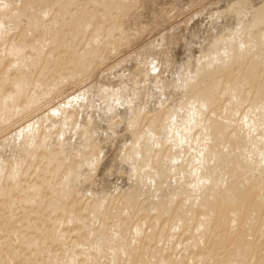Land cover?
I'll list each match as a JSON object with an SVG mask.
<instances>
[{
	"label": "bare ground",
	"instance_id": "bare-ground-1",
	"mask_svg": "<svg viewBox=\"0 0 264 264\" xmlns=\"http://www.w3.org/2000/svg\"><path fill=\"white\" fill-rule=\"evenodd\" d=\"M81 1H83L82 4H80ZM139 1L32 0L30 3H21L20 0H0V135H2L3 132L5 133L8 128L11 129V127L21 119H25L34 114L37 111H35L36 106H45L44 104L51 100V96H54V93L58 92L56 94H59L58 90H62L60 86L61 83L63 84L64 80L67 81L68 79H71L74 82H83V79L85 77H89L95 68L106 62L109 55H116L115 53L119 51V48L132 43L130 40L129 43H127L128 41L126 42V39H128L127 37L130 36L129 34L131 33L123 30L124 27L122 25V27L119 26L120 23L117 25V28L115 26L120 20L122 21L124 14H128L126 12L134 9L132 6L136 2L139 3ZM227 1L225 0V2ZM229 1L230 2L228 4L226 3L228 6L225 5V8L227 9L225 10L227 11L226 14H222L224 11L221 12L218 10V7L221 5L216 7L219 13L222 14V16L224 15L223 19H225V21L222 18L221 20L223 23L221 20H218V18L217 21H214H221L223 27H221L222 30L219 31H227V36L225 35V37L228 38L229 36V40L225 42L226 38L222 37L223 34L220 36L218 35L219 32L217 34L214 31L217 26L220 28L221 25L220 22V25L215 23L216 27L214 24V26H210L209 29L211 27H215V29L213 28L214 30H212L218 35V37H216V41L214 40V33H212V35L214 34V38L212 37L213 39L207 35L206 37L208 38L202 37L201 39H209V41L207 40V42H209L208 46L210 47V44L215 46L214 47L212 45V47H214L212 50L217 52L216 55L214 54V58L211 59V56H213V53L215 52L208 53V51L205 52V48H203L202 50L205 54H210V58H207L209 61L205 58L209 57L207 54V56L205 55L201 58L202 60H198L196 68L194 63L199 57H196L195 61L193 56H189V58L191 57L193 61H195L193 62V65L196 68H194V70L192 65L189 64V66L187 65L188 67L185 65V63L188 62V56L186 57L187 60L184 63V69L191 66L189 69H193V74L191 73V70L187 69L186 72H182L185 73L186 76L189 72L192 74V76H190L191 74L187 76L189 78L192 77L190 78L192 80L189 81L190 79H187L186 81L188 84L187 89L189 90L191 88V90H189V92L188 90L183 91L187 93H185L187 97L185 99L182 97L184 94L181 96L178 92L179 90H185L183 88L185 87L183 85L184 83H181L182 81L185 82L182 80L183 75L178 71L175 72L182 75L181 82L177 81L179 74L177 75V78L176 76L174 77L176 78L175 80L178 84L182 85L183 89L177 84V82H175L177 85H171L173 88L174 86L177 88L179 86L181 88L177 89L178 91L176 90L180 95L177 94V92V95L175 92H172L171 95L174 93V99L177 98L178 95L184 99V109H182V111L180 109L183 107L179 104L178 106L177 103L174 104V102H171L170 104L177 106L173 107L171 105V107L168 103L169 108L167 107L168 105L166 102L165 105L167 106H164L162 103L163 101L161 102V105L163 104L164 107H160L159 101L157 102L159 103V109L155 106L156 110L154 111L153 109L155 108L153 104H151L153 108H151L152 106L149 107L150 105L147 106L152 102L155 105L154 101L156 99L149 102L150 99L149 101L146 99L148 96H145L144 91L148 86L151 87V85H149V82L152 81L150 78H152V76L155 78L156 73H159V75L161 73L158 71L159 66L157 68L154 64V68L152 67V70L157 68L156 72L153 71L155 72V75L149 76V71L146 68H144L146 70L142 68L144 70V75L145 71H147L150 81L146 80L148 82L147 87L143 82L144 85L142 87L145 86V89H143L144 91L142 93L146 98L143 97V94L141 97H143L142 99L145 98V100L149 102L147 104V102L144 101V103H146L145 108L149 107L151 109L144 108L142 111V108H139L142 112H138L139 114L136 112V116L134 114L135 117L132 118V112H135L134 108L132 109L134 111L130 110L132 114L130 113L131 118L129 120L128 117H126V119L123 115L126 120L124 118H120V121L122 122L123 119L126 124L128 123L127 121L133 122L134 120L137 121V119L139 120L140 118L137 123L147 120V127L144 126L146 128L142 130L140 127H143V124L141 123L142 125L138 126L140 123L137 124L135 122V124L133 123V127H130V129H132L131 133L128 130L129 127L127 129L130 134L125 133L126 130L123 131V128V130H120L127 134L126 136L129 134L130 141H125L129 143V146H126V143L124 142L125 146L123 147L129 148V150L128 148L127 150L123 148L126 150V153L124 150L123 152L119 150V154L121 153V156L124 153L125 155H123L119 161L116 159L118 161V165L116 163L117 161L115 163L111 161L113 159L115 161V158H113L114 156L112 154L110 155L113 157L108 155V160L113 162L114 165L116 164L117 166H122L120 168L124 171V174L126 171L128 172V170L130 171L129 174H126L127 176H125L127 180L120 176V178L125 182H121L122 180L118 176L119 174L121 175L122 172L118 171V173L114 170L118 173V175L114 174L118 177H114L112 174L113 172L111 173L113 170L109 171L112 175L110 173L109 174L114 177V179L117 178L118 180L119 178L118 181L121 182V184L119 182H115V179L114 182L119 183V186H117L118 184L116 185L114 182L113 183L115 185L112 183L118 191L113 188V185L109 184L110 187L112 186L111 189L113 188L111 192L107 189L105 193L103 191L104 194L101 193L103 187L106 189L105 186H102L103 183L105 184L104 177L109 182L110 179L112 181L114 179L112 177L110 179L106 178L107 174L104 175V177L102 176V179L98 176V174L103 175L100 174L101 169L99 168L100 170H98L99 173L97 174V168L98 166L103 165L99 164L101 161L99 160L101 159L99 156H103L100 155L101 152L103 150L106 152L108 149L107 146L110 145L111 147V144H109L110 142H108L109 140L111 141V139H109L110 137H108L110 134V131L108 132V130L114 128L113 130L115 136L117 135L118 137L119 133L116 134V132L117 130L119 131V128L117 129L116 126L117 124L121 126L123 122L117 124L115 123L113 126H111L112 124L109 122L110 125H108L111 126L109 127L110 129L106 128L108 130L105 132L104 129L103 131L108 133L106 135L109 140L103 142L106 138L103 136V139H100L102 140L103 145L106 143L107 146H105L107 149H101V143L98 141L99 145H97V141H95V138L100 136L96 135V133H98L96 131L100 128L97 129L95 128V125L90 123L92 122L90 115V122L88 118H86L88 115L85 116V120L89 123L84 120L86 122L85 125L82 122L84 119L81 117L84 115L83 112L81 113L83 106L80 110V113L82 114L80 117L82 118L81 123H83L84 126L81 127L82 125L80 120H78V117L77 120L80 123L79 125H81V130L79 131V125L76 126L77 123H73V119L75 118H72L74 117L72 112L77 109L72 111V108L69 107L72 111L70 112L69 109L67 111L64 109L62 110L61 108L63 107L60 108L59 105V108L53 107V109L47 111L45 115L41 117L39 116V118L37 117V119H34L32 122L24 125L21 129L19 128V130H16L17 132H14V134L12 133L13 135H8L9 137H5V139L0 141V204L9 206L11 203L16 204L19 202V206L24 209L22 212L26 213V215L28 214L27 206H30L32 209L36 208L42 214H46L49 218V220L46 221V224L42 223V221L37 217H31L26 220V228L29 230L28 232L31 233V235H28L27 233L23 234L19 230V225L17 222L13 221L12 217H5L4 219L0 218V224H4L7 228H12L13 233L16 232V237L21 239L24 245L20 252L18 250L14 252L11 251L10 253L9 251L11 246L14 247L11 245L12 238H0V247L2 248L1 253L6 251V254L0 256V264H17L16 261L13 262L14 257H19V260H17L19 262L21 259L25 260L27 262L25 264H176L177 260L180 258L176 260L174 257L175 255H173L174 258L169 257V253H172L174 250L176 251L179 246L176 247L177 249L172 250V252H169L171 250L168 249L170 248V243L173 242V239L175 240L176 236L179 234H182V236L179 235L182 239L184 233L188 236V241L183 243H186V245H184L185 248L182 245L180 247H183L184 250L187 249V251L190 250L191 255L193 254L195 257L199 254L200 257L197 256L198 259L196 257V264H202L211 256L210 253H213L212 251L215 247L217 249V246L219 248L224 246L227 248L230 244H233L235 240H238L239 244L233 247V249L229 252V255L233 259H239L246 258L247 253L252 251V244H254L258 239L261 241L264 240V27L261 28L262 26L259 25V23H264V0ZM212 9L214 10L215 8ZM213 10H209L210 12L208 15L212 13V19H209L210 21L216 19L213 18V15H215ZM214 12L216 11L214 10ZM220 14L216 15L219 17ZM228 14L237 18L238 21H236V19H232V21L229 22V17H227L229 16ZM247 17H249V22L246 20ZM226 20L232 24L233 21H235L237 25L233 24L235 28H230L229 25L231 26V24L227 23ZM258 25L261 29H263L261 30L263 31L261 33L262 36L257 34L258 30L261 32L259 28L256 30ZM195 27H198L199 30L200 28L202 29L201 26ZM203 27L206 28L205 33L209 34L210 30H207L208 27H205V25H203ZM249 28L255 29L257 31V33L255 32V35L257 34V36H254L253 33L251 34V29L249 30ZM131 29L129 28V30ZM198 29L197 31L199 32ZM246 30H249L251 35L247 34L245 32ZM202 31H200V34ZM190 33L189 36H192ZM205 33H203L204 36ZM198 35L199 33L196 36ZM196 36L193 37L197 39ZM219 36L221 38L218 40ZM222 39L225 40L221 42ZM206 40H203L205 44ZM203 41L200 42L202 46ZM192 42L190 41L189 44L185 42V44L188 45V48H194V51L197 54H195V56H203L204 53L201 50L202 46L200 50L203 54H201L199 50L197 52L196 48L190 45ZM193 43H195V41ZM185 44L182 43V45ZM153 45L152 47L155 46ZM161 45H163V43ZM208 46H205L206 50L211 48ZM152 47L150 46V51H156L161 46L158 48L156 47V50L154 49L155 47ZM180 47L182 46L180 45ZM185 49L187 48H184L183 53L187 51ZM144 50H142L143 53L146 51ZM176 50L179 51L177 48ZM212 50H210V52H212ZM190 51L189 53H192L190 55H193L194 51ZM142 52L138 58L140 59L142 56L141 59L145 61V64H147L149 58L151 59V57H153L156 53H149L154 55H151V57L148 56L147 61L145 58L143 59V56L147 52L144 55H142ZM181 52L182 50L180 53ZM180 53L178 54L182 58H185L186 53L183 54V56ZM199 53L200 55H198ZM244 54L246 56L252 55V57H250L252 60L244 62V60H242L243 58H241L242 62L239 57H243ZM156 59H158V57ZM174 59H176V61L179 60L177 58ZM192 59H189V61ZM184 60H179V64H181ZM226 60L231 61L229 64L231 63L233 66H231V64L229 66L228 64L224 65L228 63ZM223 61L226 63H221ZM170 62L172 61L170 60ZM219 63L221 64L219 65ZM222 64L226 67L223 68L224 66ZM44 65H46V67H55V70L51 68L53 71L50 72V68L48 70L47 67V70H45V67L44 71H39V68L42 66L44 68ZM147 66H149L147 68L150 70V66H152V64ZM177 66L179 65L177 64ZM214 66L217 68L219 67L221 72H225L223 76L222 73L216 71L217 68H213ZM221 66H223V69ZM181 67H183V63ZM209 68L210 71H216L217 73H215L216 75L218 74V77L219 74L222 77L216 78V75L214 77L212 72L210 73L207 71ZM257 68L258 70L261 69L262 72H258L256 70ZM2 69H5V72ZM117 69L112 71L116 72ZM173 70L175 71V69ZM239 70L242 75L239 74L240 72L238 73ZM256 71L261 74L259 77L257 76ZM235 72L238 73L239 76H242L240 77L241 79L239 78V80H236L238 75H236ZM112 74L114 73L112 72ZM171 74L168 77H170ZM137 77L139 76L137 75ZM137 77L136 79H138ZM160 77L162 76L160 75ZM261 77L262 79L259 80ZM113 78L114 77H112V79ZM203 78L205 79L202 82L199 81ZM159 79L162 80V78ZM167 79L168 78H166V80ZM219 79V82L221 83L217 82ZM155 81L157 82V80ZM155 81H152L155 83L154 85H156ZM171 81L172 79H170V82ZM162 82L161 85H163L160 86V88L163 87L164 90V87L169 88L170 82L167 83L163 80ZM156 88L154 90V88L151 87L153 91H158V88ZM100 89L98 88L99 91L96 90L98 91L96 94L97 96L93 94L95 98L98 97V100L99 98L101 100V97L108 98L110 94L113 96L112 92L110 93V91L108 92L105 90L106 88L104 89L103 87V91H107L109 93H107V95L102 92V89ZM121 89L123 90L124 88ZM151 89L149 88L148 90L149 96L153 95L149 94ZM163 89L161 88L159 90ZM92 90L89 91L88 87L87 92L85 90V92L82 91L81 94L83 96H87V93L90 95ZM113 90L114 89H112V91ZM152 90L151 93L153 92ZM170 90L167 89L165 91L169 92ZM125 91L128 90L125 89ZM134 91H136V89ZM171 91L169 93H171ZM113 92H115V90ZM120 92L118 91L119 94L117 93L119 98L124 96L123 94L125 93L122 92L123 94L121 93V96ZM154 93L158 94L159 91ZM161 93L163 92L161 91ZM188 93H190L191 96H189L190 94ZM155 94L153 96H155ZM164 94L168 95H164L165 98L170 97L168 93L165 92ZM133 95L136 96L135 93ZM158 95H160V93ZM125 96H128V94ZM73 97L72 99L76 98ZM130 97L131 96H129V98ZM137 97L134 98L135 101L137 100ZM164 97L161 96V98ZM88 99L89 98L87 97V101ZM110 99L107 100L109 101ZM180 99H176V101H180ZM105 100L106 99H104V101ZM126 100L123 99V101ZM114 101H117V98ZM128 101L130 100L128 99L126 102ZM135 101L132 98L130 103ZM73 102L70 101V103ZM82 102H84V100ZM79 104L80 103L78 102V105ZM122 104L125 103L123 102ZM61 105L63 106V104ZM74 105H71V107L75 108V106H77ZM125 105L128 107V103ZM64 106L67 105L64 103ZM138 106L136 108H138ZM185 106L187 110L188 108L194 110V124L191 123V119L188 117L190 116L189 114L188 116L184 115V117H188L187 121L189 123H187L184 119L183 114L179 116L186 122L181 120V118H178L176 110L179 109V113H182L183 110L186 112L187 110L185 109ZM131 107L133 108L132 105ZM131 107L129 106L128 108ZM113 109H115V107ZM116 109L118 110V108ZM124 110L125 109L123 108L122 112ZM191 110L189 109L186 113H190ZM77 111L75 112L76 114ZM125 111H127V113L130 112L127 109ZM112 112L113 111L111 110V113ZM98 113L99 112H97V114ZM118 113H120V111L117 112V114ZM123 113L125 114V112ZM68 114L70 115L68 116ZM101 114H103V111ZM108 114L105 115V117L109 116L112 119L115 118V116H110V113ZM91 116L93 117V115ZM101 116L103 117V115ZM105 117H103L104 120L106 119ZM112 119L111 121L117 122L118 118L116 117V120ZM175 119H180L181 122L177 120L180 124L185 122V129L182 128L184 125L178 126V128L181 127L178 130L184 129L183 131H178L177 128H174V124L176 123ZM94 121H101V118L99 120L97 117V120L94 119ZM99 124L100 122L96 127H98ZM125 124H123V126ZM103 125L105 126L107 124L103 123ZM136 128L139 129H137L138 132L135 131ZM173 128L176 130H173ZM193 128H195V130ZM101 129L103 128L101 127ZM190 130H194L195 132L193 131V134L196 133V135L191 136L192 132ZM55 131L57 133L54 137L53 133ZM123 132L120 134L121 136L124 134ZM155 132H161V134L159 133V136L157 137V133ZM100 133H102V130ZM114 133L111 132L112 135ZM125 137H123V140L126 139ZM111 138L113 137L111 136ZM120 138L121 137H118L119 141L122 139ZM116 139L117 138L115 137V140ZM115 140L113 138L112 147ZM120 142H118V146ZM122 142L120 143L121 145L123 144ZM116 143L117 142H115V144ZM98 146L100 147L101 152L97 150L99 149ZM118 146L116 148H118ZM163 146H165L164 148L168 151L162 150L167 153H163V151H161ZM153 148H156V150ZM151 149L154 151L152 152ZM116 150L114 152L117 153L118 149ZM190 151V158H186ZM103 153L104 152H102V154ZM107 154H109V152H106L104 156H107ZM113 154L115 155V153ZM164 155H167V157ZM118 156L115 157L119 159ZM189 159L191 160L189 161ZM103 161L107 164L105 159ZM120 161L122 163H120ZM105 162L104 167H109V165L105 166ZM152 162L158 163L156 164V167L154 166L156 169H147ZM183 165H185L184 169L181 168ZM117 166L116 168H113L117 169ZM120 168L118 167V169ZM104 169L101 171L104 172L107 168L105 170ZM30 174L35 176L37 175L36 179H34L33 176L32 178ZM29 175L32 179H34V181L29 177ZM87 181L91 183L88 186L90 189V197L92 196L97 198L89 201L90 198L87 195L89 200H86L89 201L88 203L85 202V200L83 201L81 199L82 197L79 198V195H73L76 187H79L81 184L83 185V183ZM105 185L107 187L109 186L108 183ZM142 185L143 187L146 186L147 189L142 191L144 194L140 192L142 190ZM114 189L117 192H119V190H122L123 193L127 192L125 195L119 192V196H116L118 193L116 194V191L113 193ZM113 194L116 195L114 196ZM44 195H49V198ZM122 198L125 200L126 206L124 208H122L120 203L119 205L121 208L117 206L119 200H122L124 205V200ZM180 206L182 207L181 211L178 210ZM136 212H138V215H143L142 217H138L139 220L144 217L145 222L142 221L141 224H138L139 221L137 220L138 222H136L135 220V222L132 221L135 224L133 225V223L128 220L130 219V217H127L129 216L128 213L133 214ZM123 214L126 215L123 216ZM148 214L151 215L148 216ZM226 216L230 218L231 224L226 221ZM121 218H128V221H122ZM165 218L167 221H170L167 222ZM144 224L148 227V231H146ZM159 224L167 225H162V227L155 230L156 227L161 226ZM70 227H75V230L78 228V230H74L75 233H73L77 234L75 242L71 239V235L73 234H71V232L69 233V229L73 230V228L71 229ZM31 229H34V231H31ZM152 238L154 239L150 241ZM180 238L178 240L182 242ZM186 240L187 239L183 241ZM180 242H178V245H180ZM173 243H171V245H173ZM6 244L10 246L9 249H6ZM176 244L173 246L175 247ZM167 245H169V248ZM53 248H56V250L54 251ZM200 250H203V253L202 251L200 252ZM256 251L260 252V250H255L253 248L252 253L255 254ZM262 254L264 255V252ZM214 264L226 263L215 262ZM227 264L235 263L233 260Z\"/></svg>",
	"mask_w": 264,
	"mask_h": 264
},
{
	"label": "rangeland",
	"instance_id": "rangeland-1",
	"mask_svg": "<svg viewBox=\"0 0 264 264\" xmlns=\"http://www.w3.org/2000/svg\"><path fill=\"white\" fill-rule=\"evenodd\" d=\"M14 1H17V0H14ZM21 1V3H25V2H32V0L30 1V0H20ZM139 1V0H138ZM224 1V2H223ZM227 1V0H226ZM230 1L228 0L227 2H225V0H140L139 1V3H135L133 6H132V8H134V9H132V11L131 10H129V12H126V13H128L127 15L126 14H124V16L122 17L123 19H122V21L120 20L117 24H116V28H117V25H119V23H120V25L119 26H123L124 27V29L123 30H125L126 32H128V33H131V34H129L130 36H128L127 38L128 39H126V42L127 43H129V40L132 42V43H129L128 45L126 44L125 46H123L122 48H119L118 50L119 51H117L115 54L116 55H109V58H107V60H106V62H104L102 65H99L97 68H95L94 70H93V72L91 73V75L89 76V77H85L83 80L85 81H77V82H74V81H72L71 79H68V80H71V81H66V80H64L63 81V84H64V82H65V84L63 85L62 83H61V86H60V88H62V90L61 89H59L58 91H59V94H56V93H58V92H56V93H54V96L52 95L51 96V100H49L48 102H46V104H44V103H42V104H44L45 106H36L35 107V113L34 114H32L31 116H29V117H27V118H25V119H21L19 122H17L15 125H13L12 127H11V129H9L8 128V130H6L5 131V133L3 132L2 133V135H0V141L2 140V139H5V137H9L10 135H13L14 134V132L16 133L17 131L16 130H19V128L21 129L22 127H24V125H26V124H28V123H30V122H32L34 119H37V117L39 118V116L41 117V116H43V115H45L46 114V112L47 111H49V110H51V109H53V107L54 108H56V107H58L59 108V105H60V108L61 107H63V108H61L62 110L64 109V110H70V108H72L71 110L73 111V110H75V109H77L76 111H77V114L75 113L76 111H71L70 110V112H72L74 115V117H72V118H75V119H73L74 121H73V123L75 122V123H77L76 124V126L77 125H79L80 123H81V117H83L84 119H83V123L86 125V122L85 121H87V120H85L86 118H88V120H89V118L91 117L92 118V120H91V118H90V120L92 121V122H90V120H89V122L91 123V124H93V125H95V128H100L101 129V127L103 128V129H101L102 130V133H100L101 132V130L100 129H98L96 132H98V133H96V135L98 136V135H100V136H98L97 138H95L96 140L95 141H97V145H99L98 144V141H99V143H101L100 144V146H101V149H104V148H106V143H104V145L102 144L103 142H106L107 140H109V139H111V141L109 140L108 142H110L109 144H111V147H110V145L109 146H107V150H106V152H109V154H107V156H104L105 155V151L103 150L102 152H104L103 154H102V152H101V149H100V147L98 146V148L99 149H97V150H99V152H101V154L100 155H103L104 157H106V158H104L103 156H99V158H101V159H99V160H101V161H103L104 159L107 161V164H106V162L105 161H103V162H101L100 161V165L101 164H103V165H101V166H98V168H97V174L99 173V171L98 170H103L104 168L106 169V171H104V172H106V173H104V172H102L101 170H100V174H103V175H99L98 174V176H100L101 178H102V176L104 177V175H106L107 174V176H106V178H108V179H110L112 176V174H113V176L114 177H118L119 176V178H120V176H122V178H125V176H127L126 174H129V170H128V172L126 171V173L124 174V171L123 170H121V168L120 167H122V166H117L118 165V161L123 157V155H125V151L127 150V148L128 147H123V146H129V143H127V142H129L130 141V139H129V134L131 133V131H132V129H130V127H133V125L135 124V122L137 123V121H139L140 120V118H139V120L137 119V121H127L128 123H124V121L127 119L126 117H128V120L132 117V118H134L135 116H136V112L138 113H140V112H142L143 111V109L146 107V103H144V101L145 102H147V104L149 103V102H152V101H154L155 99V105H154V103L152 102V103H150V104H148L147 106H149V107H151L152 105L151 104H153V106H154V108H155V106H156V108H158V106H159V103H157V102H159L160 101V107H162L163 106V104H164V106L166 107L167 105H168V103L170 104L171 102L173 103L174 102V104L175 103H177V105L179 104V105H181L182 107H183V103H184V99L185 98H187L186 97V92H183V91H186V90H188L187 88V86H188V84L186 83V81H187V79H190V78H192V77H187V76H189L191 73H192V70L195 68V66H196V68H197V65H196V63L198 62V60L200 61V60H202L201 58H203L205 55L207 56V54L208 53H213V52H215V50L213 51L212 49L215 47L213 44H210L211 46V48L208 46L209 45V42H207V40L209 41V39H203V40H206V44H205V42L203 41V40H201L202 39V37L204 38V37H206V35L209 37L210 36V38H212L213 36H214V34H215V32L218 34V32H219V34L218 35H220V36H222V34H223V38H226L225 37V35L227 34V31L225 32V30H223V31H219V30H222L221 29V27H223L222 26V23H223V21L221 20V18L223 19L224 17V15L222 16V14H226L227 13V11H225V10H227L226 8H225V5H227L228 3H229ZM80 3V2H79ZM83 3V1H81V3L80 4H82ZM227 3V4H226ZM224 6H223V5ZM135 5H137V6H135ZM218 5H221L222 6V10H221V6H219L220 7V9H219V7H218ZM228 6V5H227ZM226 6V7H227ZM216 7H218V10L219 11H224V12H222V14H220L219 13V11L217 10V8ZM136 8V9H135ZM212 8H215L214 10L216 11V12H214V10L212 9ZM223 8H224V10H223ZM228 8V7H227ZM28 9V8H27ZM207 10V11H206ZM209 10H213V13L216 15V14H220L219 15V17H220V19H219V17H218V15H213V18H216V19H213L212 21H210L209 19H212V13H210V15H208L209 14ZM218 11V12H217ZM202 14H204V15H202ZM229 16H227V17H229V19H228V21L230 22V21H232V19H236V21H238V19L237 18H235V17H232V15L230 16V14H228ZM206 16V17H205ZM211 16V17H210ZM215 16V17H214ZM208 17H210V18H208ZM230 17H232V18H230ZM202 18H203V20H202ZM208 18V19H207ZM217 18H218V20H221L222 21V23H221V21H218V22H214L215 20L217 21ZM226 18V17H225ZM249 17H247L246 18V20L249 22V19H248ZM207 20V21H206ZM224 21H225V19H223ZM245 20V21H246ZM199 21H201V22H199ZM202 21H203V23H202ZM227 21V20H226ZM227 21V23H229ZM208 22V23H207ZM209 22H211V23H209ZM214 22V23H213ZM219 22L221 23V25L219 24ZM264 22V21H263ZM195 23V24H194ZM217 25H220V28H219V26H217L216 27V24ZM262 23V22H261ZM214 24H215V27H216V30H214L215 29V27H211L210 29H209V27L210 26H214ZM229 24H231V26L229 25V27L230 28H235L234 27V25L233 24H235V25H237V23L235 22V21H233V24L232 23H229ZM133 25V26H132ZM203 25H205V27H208L207 28V30L209 29L210 31V35L209 34H207V33H205L206 32V28H204L203 27ZM259 25H261L262 27L261 28H263L264 26V23L263 24H260L259 23ZM259 25L257 26V28H256V30H258V28L260 29V31L261 30H263V29H261L260 27H259ZM121 26V27H122ZM132 26V27H131ZM195 26H201L202 27V29H203V31H202V29L200 28V30L198 29V27H195ZM135 27V28H134ZM192 27V28H191ZM119 28V27H118ZM126 28V29H125ZM129 28L131 29V28H133V29H131V30H129ZM142 28V29H141ZM144 28V29H143ZM190 28H191V30H190ZM193 28H195V29H193ZM214 28V29H213ZM197 29L199 30V32L197 31ZM215 31H213V30ZM218 29V30H217ZM251 28H249V30H250ZM136 30V31H135ZM195 30H196V32H195ZM248 30V31H249ZM255 29H251L250 31H251V34L253 33L254 34V36H257V34L260 36L261 35V33L264 31H261V32H259V30H258V33H257V31L255 30ZM131 31V32H130ZM188 31V32H187ZM200 31H202L201 32V34H200ZM212 31V32H211ZM248 31L246 30L245 32L247 33V34H249V35H251L250 34V31H249V33H248ZM254 31V32H253ZM137 34H136V33ZM187 32V33H186ZM192 34H191V33ZM194 32V33H193ZM223 32V33H222ZM255 32L257 33L256 35H255ZM189 33H190V35H192V36H189ZM195 33H199V37L198 36H196L197 34H195ZM203 33H205V36H204V34ZM212 33H214L213 35H212ZM225 33V34H224ZM188 34V35H187ZM217 34H215V38H214V40L216 41V37H218V35ZM243 34H244V32H243ZM246 34V35H247ZM264 34V33H263ZM128 35V34H127ZM188 37H187V36ZM212 35V36H211ZM196 36V38L197 39H195L194 37ZM219 36V38H218V40L221 38ZM227 36V35H226ZM262 36V35H261ZM194 38V39H192V38ZM208 37H206V38H208ZM133 38V39H132ZM190 38V39H189ZM200 38V39H199ZM212 38V39H213ZM184 39H188L187 41L186 40H184ZM199 39V40H198ZM211 39V40H212ZM160 42H159V41ZM184 42H183V41ZM192 42H194L195 41V43H191L190 45L191 46H194L195 48H196V50H197V52H198V50L200 51V53L201 54H203L204 53V51L202 50L203 48H205V52H207L208 51V53H204L203 54V56L202 55H200V53L198 54V55H200V56H195V51H194V48L192 49L191 47H190V45H189V47L190 48H188V45L187 44H189L190 43V41ZM196 40H197V42H196ZM210 40V41H211ZM217 40V41H218ZM223 40H225V39H222V41L221 42H223ZM229 40V36H228V38H226V40H225V42H227ZM199 41V42H198ZM201 41H203V46H202V44L200 43ZM158 42V43H157ZM185 42L187 43V44H185ZM220 42V41H219ZM163 43V45H161ZM182 43H184L185 45H182ZM155 46H154V45ZM192 44H198L197 46L196 45H192ZM199 44H200V47H199ZM204 44H205V46L207 45L209 48H207V49H209V50H206V47L204 46ZM148 45H149V48H148ZM152 45L155 47H152ZM180 45L183 47V49H182V47H180ZM212 45L214 46V47H212ZM150 46L152 47V48H154L155 50L158 48V47H160L158 50H156V51H154V50H151L150 51ZM177 46V47H176ZM201 46H202V48H201ZM157 47V48H156ZM177 49H179V51L178 50H176V48ZM198 47H199V49H198ZM146 50H144V49ZM151 48V49H152ZM173 48H175V49H173ZM184 48H187V49H185V50H191L190 52H193L194 54L193 55H190V54H192V53H189V51H188V53H187V51H185V53H183L184 51ZM200 48H201V50H202V52H201V50H200ZM147 49H148V51H147ZM182 50V52L180 53V51ZM142 50H144L145 51V53H143L142 52ZM174 50V51H173ZM210 50H212V52H210ZM156 52L155 53V55L153 56L152 54H149V53H152V52ZM141 52L143 53L142 55H146V57H145V55L143 56V59L145 58L146 60L148 59V56H150L151 57V55L153 56V57H151V59L154 61V63H153V61L149 58V61H148V63H147V61H146V63L147 64H145L144 62L145 61H143L141 58H142V56L140 57V59L138 58V56L141 54ZM153 52V53H154ZM174 52H175V54H174ZM177 52V53H176ZM178 53H180L182 56H183V54H185L184 56H185V58L187 57L188 58V64L187 63H185V61L187 60V58L185 59L184 57V59L178 54ZM147 54H149V55H147ZM188 54V55H187ZM214 54L216 55L217 54V52H215V53H213V56H211V59L212 58H214ZM137 55V56H136ZM158 55V56H157ZM197 55V54H196ZM209 55V57H205L206 58V60L207 61H209V59H207V58H210V54H208ZM212 55V54H211ZM245 55V54H244ZM244 55H243V57L241 56V57H239V59L241 60V58H243L242 60H244V62H249V60H252L250 57H252V55L250 56V55H248V56H246L245 55V59H244ZM177 56V57H176ZM189 56H193V58H194V60L196 61V57L198 58L197 59V61L195 62V61H193V59L190 57L189 58ZM195 56V57H194ZM131 57V58H130ZM158 57V59H156V58ZM249 57V58H248ZM137 58V59H136ZM174 58H177V59H179V60H184L182 63H183V67H181L182 66V63H181V61H180V63L181 64H179V60H177L176 61V59H174ZM181 58V59H180ZM130 59V60H129ZM156 60V62H155V60ZM189 59H192V60H190L191 62H192V64H191V62L189 61ZM239 59H237L238 61H239ZM135 60H137V61H135ZM139 60V61H138ZM150 60H151V64H152V66H150L151 67V69L149 70L147 67H149V66H147V65H151L150 64ZM170 60L172 61V62H170ZM241 60V61H242ZM245 60H247V61H245ZM124 61V62H123ZM131 63H130V62ZM142 61H143V63H142ZM175 61V62H174ZM225 61V60H224ZM221 62V63H226V62ZM226 61H228V60H226ZM241 61H239V62H241ZM127 62H129V63H127ZM135 62V63H134ZM177 62V63H176ZM193 62H195L194 64H195V66L193 65ZM229 62H231V61H228V63H226V64H224V65H227L228 64V66L231 64H229ZM243 62V61H242ZM168 63H172L171 65L170 64H168ZM175 63V64H174ZM184 63H185V65L187 66H189V64L190 65H192V70L191 69H189V68H185L184 69ZM221 63H219V65L221 64ZM232 63H233V61H232ZM123 64V65H122ZM135 64V65H134ZM153 64L155 65V67H157L158 68V66H159V69H158V71L161 73L160 75L162 76V77H160V75H159V73H156V75L154 74L155 72H156V70H157V68H155V69H153L152 70V67H153ZM177 64L179 65V66H177ZM234 64V63H233ZM122 65V66H121ZM126 65V66H125ZM139 65V66H138ZM144 67H143V66ZM218 65V66H219ZM223 65V64H222ZM223 65V66H224ZM146 66V67H145ZM194 66V67H193ZM223 66H221V68L223 67ZM231 66H233L232 64H231ZM235 66V65H234ZM45 67H46V65H44V68H43V66L41 67V68H39V71H44V69H45ZM48 67V70H49V68H50V72H52L53 70L52 69H54L55 67H53L52 68V66L51 67H49V66H47ZM47 67H46V69L45 70H47ZM124 69H123V68ZM177 67V68H176ZM220 67V66H219ZM218 67V68H219ZM226 66H224L223 68H225ZM52 68V69H51ZM112 68H114L115 70L117 69V68H119V69H117V71L115 72V71H112V70H114V69H112ZM144 68H146L148 71H149V76H152V75H155V78H153L154 76H152V78H150V77H148V75H147V71H145V75H146V77H145V75H144V70H146V69H143ZM154 68V67H153ZM195 68V69H196ZM214 69H216L217 67L216 66H214L213 67ZM218 68L216 69V71L217 72H219V73H222V76H223V74L225 73H223V72H221V69L219 68V70H218ZM222 68V69H223ZM41 69V70H40ZM112 69V70H111ZM173 69H175V71L173 70ZM178 69V70H177ZM181 69V70H180ZM186 69L187 70H191V73L189 72V71H187V72H189V73H187V76H186V74L185 73H182V72H186ZM194 69V70H195ZM213 69V70H214ZM2 70H4V72H5V69H2ZM55 70V69H54ZM128 70V71H127ZM207 70V69H206ZM212 70V69H211ZM258 72H262V70L261 69H259L258 70V68L256 69ZM261 70V71H260ZM109 71H112L114 74H112V72H109ZM139 71V72H138ZM151 71V72H150ZM153 71H155V72H153ZM157 71V72H158ZM176 71H178L179 73H182V75H183V79L182 80H184L185 82H183L182 80H181V74H179L178 72L177 73H175ZM207 71H209L210 73L212 72V74H214V77H215V75H216V73L215 72H213V71H210V68H209V70H207ZM256 71V73H257V76L259 77V75H261L260 73H258ZM264 71V70H263ZM124 72V73H123ZM129 72V73H128ZM139 74H142V75H139ZM174 72V73H173ZM237 72V71H236ZM235 72V74L236 75H238V73L240 72V70L238 71V73H236ZM3 73V72H2ZM135 73V74H134ZM137 73V74H136ZM152 73V74H151ZM173 75H172V74ZM255 73V74H256ZM5 74V73H4ZM112 74V75H111ZM171 74V78L170 77H168L169 75ZM175 74V75H174ZM179 74V75H178ZM193 74V73H192ZM192 74L190 75V76H192ZM240 75H242L241 74V72L239 73ZM129 75H133V76H129ZM135 75V76H134ZM137 75L139 76V77H137ZM157 75H159V76H157ZM179 77H178V76ZM187 77H185V76ZM218 75V74H217ZM216 75V78L218 77ZM124 76V77H123ZM144 76V77H143ZM172 76H173V78H172ZM174 76H176V78H177V81H179V82H181V83H184L183 85L186 87H183L185 90H177V89H179L180 87L179 86H181V88H182V85L180 84H178V82L175 80L176 78L174 77ZM220 74H219V77L218 78H221L222 77ZM112 77H114L113 79H112ZM117 77V78H116ZM119 77V78H118ZM123 78V80H122V78ZM136 77L138 78V79H136ZM144 79H143V78ZM148 77V78H147ZM240 77H242V76H237L236 77V80H239V78ZM68 78V77H67ZM89 78V79H88ZM121 78V79H120ZM126 78V79H125ZM141 78V79H140ZM147 78V79H146ZM152 80V81H155V80H157V82H156V85H154L155 83H153L152 81H150V79ZM157 78V79H156ZM159 78H162V80L163 81H166L167 82V80L170 78V79H172V81L170 82V79L168 80V82L167 83H169V88H166V87H164L165 88V90H167V89H174V88H176V89H174V90H170L171 91V93H169L168 91H165L164 89H163V87H161L163 90H159V89H161L160 88V86H162L161 85V82H162V80L161 79H159ZM166 78H168L167 80H166ZM185 78H186V80H185ZM86 79V80H85ZM115 79V80H114ZM128 79V80H127ZM154 79V80H153ZM205 78H203L202 80L200 79L199 81H203ZM241 79V78H240ZM262 79V77L261 78H259V80H261ZM112 80V81H111ZM140 80V81H139ZM145 80V81H144ZM146 80H148V81H150L149 83V85H151V87L152 88H154V90H155V88L159 91V93H160V95H158L157 93L155 94L154 92H158V91H153L152 89H151V87L150 86H148V82L146 81ZM159 80V81H158ZM160 80H161V82H160ZM174 80V81H173ZM192 79H190L189 81H191ZM118 83H117V82ZM126 81V82H125ZM133 81V82H132ZM139 81V82H138ZM197 81V80H196ZM220 81V79L217 81V82H219ZM82 82V83H81ZM101 84H100V83ZM138 82V83H137ZM145 83V85H146V89H147V93H146V89H145V86L144 87H142L143 85H144V83ZM146 82H147V84H146ZM160 82V83H159ZM175 82H177V84L179 85L178 86V88L177 87H175L174 86V88H173V86L172 85H177L176 83L174 84ZM200 82V83H201ZM261 82H263V81H261ZM128 83V84H127ZM141 85H140V84ZM157 83H159V84H157ZM162 83H165V82H162ZM189 83V82H188ZM197 83H199V82H197ZM219 83H221V82H219ZM219 83H218V85H219ZM103 84V85H102ZM122 86H121V85ZM137 84V85H136ZM172 84V85H171ZM100 85H101V87H100ZM116 85V86H115ZM133 85V86H132ZM140 85V86H139ZM152 85H154V86H152ZM165 85V84H164ZM89 87V91L90 90H92L91 91V93H90V95H88V93H87V96L85 97V96H83L81 93H82V91H84L85 92V90H86V92H87V90H88V87ZM96 86H98V87H96ZM112 86V87H111ZM120 86H121V88H124L123 90L120 88ZM124 86V87H123ZM156 86V87H155ZM159 86V87H158ZM91 87H94V88H91ZM96 87V88H95ZM103 87H104V89L105 90H107L108 92L110 91V93L112 92L113 93V96H114V100L117 98V101H114L113 100V96L110 94V98L108 97V98H106V97H101V100H100V98H99V100H98V97L97 98H95V96H97L96 94L98 93V88L100 89H102V92H104V93H106V95H107V91L105 92V90L103 91ZM111 88V90H110V88ZM131 87V88H130ZM142 87V88H141ZM219 87H220V85H219ZM91 88V89H90ZM108 88V89H107ZM118 88H120V89H118ZM149 88L153 91L152 93H151V90H150V95L151 94H155V96H149L148 95V90H149ZM180 88V89H181ZM182 88V89H183ZM242 88V87H241ZM85 89V90H84ZM100 89V90H101ZM112 89H114L115 90V92H113L112 91ZM117 89V90H116ZM125 89L126 90H128V91H125ZM136 89V91H134V90ZM139 89H140V91H139ZM143 89H145V91L143 90ZM61 90V91H60ZM96 90H98V91H96ZM181 94V96L184 98H182L181 96L179 97V93L177 92V91ZM189 90H191V88L189 89ZM189 90H188V92H189ZM118 91L120 92V95H121V93L123 92H125L123 95L124 96H122L121 98H119V96H118ZM133 91V92H132ZM144 91V93H145V96L147 95L148 96V98H146L145 96H144V94L142 93ZM161 91L163 92V93H161ZM166 93H168L169 94V96L170 97H172L173 98V100H172V98H165L164 97V95L165 96H168V95H166V94H164L165 92ZM95 92V93H94ZM127 92V93H126ZM132 92V93H131ZM138 92H139V94H138ZM172 92H175V94H176V92H177V94H179L178 96H177V98H175L174 99V93H173V95H171L172 94ZM181 92H183V93H181ZM118 93V94H117ZM135 93V95L136 96H134L133 94ZM186 93V94H185ZM190 93H192V92H190ZM190 93H188V94H190ZM80 94V95H79ZM92 94V95H91ZM95 96H94V95ZM109 94V93H108ZM128 94V96H125V95H127ZM130 94V95H129ZM132 94V95H131ZM142 94H143V97H145L148 101H149V99H150V101L148 102L147 100H145V98L144 99H142L143 97H141L142 96ZM163 94V95H162ZM176 94V95H177ZM77 95V96H76ZM81 95H82V97H81ZM160 96V97H158V96ZM176 95H175V97H176ZM74 96V97H73ZM79 96H80V98H79ZM91 96V97H90ZM129 96H131L130 98H129ZM133 96V97H132ZM139 97V99H138V97ZM157 96V97H156ZM161 96L162 97H164L165 98V100H167V101H165L164 100V98H161ZM188 96V95H187ZM189 96H191V94L189 95ZM188 96V97H189ZM72 97L73 98H75V99H77V100H75V99H72ZM79 99H78V98ZM87 97L89 98L88 99V101H87ZM94 99H93V98ZM126 97H128V98H126ZM137 97V100L135 101V99L134 98H136ZM179 97V98H178ZM82 98V99H81ZM119 98V99H118ZM132 98H133V100L135 101V102H131L130 103V101L132 100ZM141 98V99H140ZM158 98V99H157ZM182 99V103H181V99ZM81 99V100H80ZM104 99H106L105 101H104ZM107 99H110L109 101L107 100ZM123 99L124 100H130V101H128V102H126V101H123ZM163 99V100H162ZM169 99H170V101H169ZM176 99H180V101L179 100H177L178 102H180V103H178L177 101H176ZM77 101V102H75V101ZM79 100V101H78ZM84 100V102H82ZM105 102H103V101ZM113 100V101H112ZM125 103V104H127L128 103V107L130 106L131 107V105L133 106V108L131 107V108H128L127 107V105H125V104H122L123 102ZM138 100H139V103H138ZM141 100V101H140ZM143 100V101H142ZM152 100V101H151ZM158 100V101H157ZM176 102H175V101ZM70 101L71 102H73V103H70ZM112 101V102H111ZM163 101V102H162ZM67 102V103H66ZM78 102L80 103L79 105H78ZM82 102V103H81ZM87 102V103H86ZM90 102V103H89ZM109 104H108V103ZM111 102V103H110ZM121 104H120V103ZM141 102V103H140ZM143 102V103H142ZM161 102L163 103L162 105H161ZM165 102H166V104L167 105H165ZM64 103H65V105H67V106H64ZM74 103H75V105H77V106H75L74 105ZM114 103V104H113ZM117 103H118V105L119 106H121V105H124V106H121V107H119L118 105H117ZM130 103V104H129ZM136 103H137V105H136ZM61 104H63V106L61 105ZM89 104V105H88ZM95 104V105H94ZM108 104V105H107ZM115 104H116V106H118V107H116L115 106ZM141 106H140V105ZM145 104V105H144ZM157 104V105H156ZM58 105V106H57ZM71 105L73 106H75V108L74 107H71ZM84 105H85V107H84ZM139 105V106H138ZM144 105V106H143ZM177 106V105H173V104H170V106ZM178 105V106H179ZM83 106V108H82V110H81V107ZM91 106V107H90ZM100 106V107H99ZM106 106H107V108H106ZM109 106V107H108ZM112 108H111V107ZM138 106V108H136ZM143 106V107H142ZM153 106L151 107V108H153ZM163 106V107H164ZM171 106V107H172ZM40 107V108H39ZM67 109H66V108ZM70 107V108H69ZM103 107V108H102ZM115 107V109L116 108H118V110L116 111L115 109H113ZM126 110H128V111H134L135 110V112H132L131 113V111L130 112H128L127 113V111H123V112H125V114L122 112V110H123V108ZM125 107H127V108H125ZM149 107H147L148 109H151V108H149ZM167 107H169V105L167 106ZM74 108V109H73ZM86 108V109H85ZM135 108V109H134ZM142 108V111H140V109ZM147 108H145V109H147ZM156 108L155 109H153V111L154 110H156ZM170 108V107H169ZM99 109V110H98ZM108 109H109V111H108ZM121 109V110H120ZM132 109H134V110H132ZM159 109V108H158ZM182 109H184V107L183 108H181L180 110L182 111ZM185 109H186V106H185ZM189 109L191 110V108H188V110L187 111H189ZM80 110H81V113L83 112V114L84 115H82L81 113H80ZM97 110V111H96ZM111 110L113 111L112 113H111ZM116 111V113H115V111ZM138 110V111H137ZM193 110V109H192ZM191 110V111H192ZM246 110V109H245ZM244 110V111H245ZM89 111V112H88ZM96 111V112H95ZM102 111H103V114H101L102 113ZM105 111V112H104ZM120 111V113H118L117 114V112H119ZM186 111V112H187ZM190 111V113L191 114H193V115H191L189 112L188 113H186L184 110H183V112L180 114L179 113V109L178 110H176V112H177V115H178V118H181L179 115H182L183 114V117H184V115H186V116H188V114L190 115V116H188V117H190V119H191V123L192 124H194V119H195V114H194V110L191 112ZM69 112V111H68ZM84 112H86V113H84ZM92 112V113H91ZM97 112H99L98 114L100 115V117H99V115L97 114ZM185 112V113H184ZM72 113H70V114H72ZM80 113V114H79ZM108 113H110V116H112V117H114L115 116V118L117 117L118 119H117V122L116 121H111V119L112 118H110L109 116H107V117H105V115H107ZM133 115V116H131V114ZM138 113V114H139ZM70 114H68V116L70 115ZM78 114H79V116H78ZM112 114V115H111ZM114 114V115H113ZM118 116H117V115ZM128 114V115H127ZM134 114H135V116H134ZM77 115V116H76ZM80 115H82L81 117H80ZM88 115V116H87ZM89 115H90V117H89ZM91 115H93V117L91 116ZM96 115H97V117H98V119L100 120V118H101V121L104 123V124H107V125H103V123L101 122V121H94V119H96L97 120V117H96ZM101 115H103V117H105L106 119L104 120L103 119V117L101 116ZM109 115V114H108ZM123 115L125 116V118L123 117ZM127 115V116H126ZM76 116V117H75ZM85 116H87L86 118H85ZM121 116V117H120ZM131 116V117H130ZM184 117V119L187 121L188 119V117ZM193 116V117H192ZM79 117V118H78ZM96 117V118H95ZM109 117V118H108ZM192 117V118H191ZM196 117H197V115H196ZM77 118H78V120H80V123L78 122V120H77ZM108 118V119H107ZM112 119V120H116V119ZM120 118H124L125 120L123 121V119H122V122L120 121ZM177 118V117H176ZM194 118V119H193ZM184 119H182L181 118V120H183V121H185ZM85 120V121H84ZM108 120V121H107ZM176 120V119H175ZM175 120H174V122H175ZM177 120H179V122H181L180 121V119H177ZM176 120V123L174 124V122H173V124H174V128H177V130L178 129H180V128H178V126H182V125H184V127L182 126V128H184L185 129V122H182V124H180L178 121ZM190 121V120H189ZM88 122V121H87ZM88 122V123H89ZM95 124H94V123ZM100 122V124H99V126L98 127H96L97 125H98V123ZM106 122V123H105ZM108 122V123H107ZM109 122H111V126H113L115 123L117 124V123H122L121 124V126L120 125H118L117 124V129L119 128V131L117 130V132H116V134H118L119 136L118 137H121L120 139V141L122 142V140L124 139L123 137H125L127 134H125V133H129L128 134V136H126L125 138V140H123V144L121 145L120 143V141H119V139H118V137H117V135L115 136V133H114V128L111 130L109 127H111V126H109L110 125V123ZM179 124H178V123ZM74 123V124H75ZM83 123H81V125H79L78 126V128H79V131L81 130L80 128L81 127H83L84 125H83ZM131 123V124H130ZM134 123V124H133ZM138 123H140V124H138ZM137 124H138V126H140V125H142L143 124V127L144 126H146L147 125V120L146 121H142V122H138ZM142 123V124H141ZM187 123H189L188 121H187ZM186 123V124H187ZM109 124V125H108ZM123 124H125L124 126L126 127H124L123 126ZM129 126H128V125ZM132 125V126H131ZM81 126V127H80ZM104 126V127H103ZM107 126V127H106ZM123 126V127H122ZM121 127V128H120ZM128 127H129V129H128ZM142 126L140 127V129L142 128V130L143 129H145L146 127H144L143 128ZM60 128V127H59ZM106 128H108V129H110V130H108V129H106ZM124 130H123V129ZM139 128V127H138ZM138 128H136V132H138L137 131V129ZM173 128V130H176V129H174ZM104 129H105V132H106V130H108V132L111 134V132H113L114 134V136L111 134H109L108 135V137H110L109 139H108V137H107V135L106 134H108V133H105V132H103L104 131ZM123 130V131H125L126 130V132L124 133L123 131H120V130ZM127 129L129 130V132L127 131ZM184 129H182V130H178V131H183ZM194 130H195V128H193ZM139 130V129H138ZM160 130H161V128H160ZM159 130V131H160ZM194 130H190L192 133V135L191 136H195L196 135V133L195 134H193V131ZM100 131V132H99ZM141 131V130H140ZM158 131V130H157ZM124 133V134H122V136L120 135L121 133ZM195 132V131H194ZM13 133V134H12ZM56 131L53 133V136L55 137L56 136ZM100 133V134H99ZM105 133V134H104ZM155 133H157V132H155ZM161 134V132H158L156 135H157V137L159 136L158 134ZM55 134V135H54ZM190 134V133H189ZM9 135V136H8ZM124 135V136H123ZM106 137L105 139H104V141L102 142V140H100V139H103V137ZM111 136L114 138V140H115V137L117 138L116 140H115V142H117L116 144H115V142H114V145H113V147H112V143H113V138H111ZM101 137V138H100ZM129 139V140H128ZM127 140V142H125ZM101 141V142H100ZM118 142H120L119 143V146H118ZM126 144H125V143ZM125 144V145H124ZM106 145V146H105ZM105 146V147H104ZM118 146V148H116ZM120 146H122V147H120ZM165 146H163V148H161V151H163V150H166V151H168L166 148H164ZM110 148H111V151H110ZM126 149V150H124V149ZM116 149H118V154L116 153V152H114ZM153 149H155L156 150V148H153ZM153 149H151L152 150V152L154 151ZM163 149V150H162ZM119 150H121L122 152H123V150H124V154H122V156H121V153L119 154ZM128 150H129V148H128ZM117 151V150H116ZM166 151H163V153H167ZM189 151V150H188ZM111 152V153H110ZM128 152V151H127ZM113 153H115V155L113 154ZM158 153V152H157ZM156 153V154H157ZM169 153V152H168ZM171 153V152H170ZM186 153H187V151H186ZM190 153V154H189ZM188 153V155H187V157L186 158H190V155H191V151ZM99 154V153H98ZM110 154H112V155H110ZM152 154V153H151ZM110 157H113V158H115V161H114V159L113 160H111V161H113L114 163L116 162L117 163V165L115 164L114 165V163L113 162H111L110 160H108L109 158V156ZM119 155V156H118ZM118 156L119 157V159L118 158H116V157ZM121 156V157H120ZM165 156V155H164ZM193 156V155H192ZM102 157H103V160H102ZM165 157H167V155L165 156ZM110 159H112V158H110ZM117 159V160H116ZM191 159H189V161H190ZM104 162H105V166H107V165H109V167H111V166H113V167H115L116 168V166H117V169H115V168H113V167H111V168H109L108 166L107 167H104ZM108 162H109V164H108ZM111 163H113V164H111ZM120 163H122L121 161H120ZM152 163H154V162H152ZM151 163V164H152ZM150 164V165H151ZM156 164H158L157 162L156 163H154L153 165H149L148 167H147V169H149V170H152L153 168L154 169H156L155 167H156ZM111 165V166H110ZM103 166V167H102ZM155 166V167H154ZM185 165H183V167H181V168H185L184 167ZM118 167L120 168V169H118ZM152 167V168H151ZM100 168V169H99ZM103 168V169H102ZM151 168V169H150ZM104 169V170H105ZM109 169V170H108ZM110 170H113V171H111V173L109 172ZM119 171V172H122V174L120 175H118V173H116L115 171ZM121 170V171H120ZM125 170V169H124ZM115 172V173H114ZM111 175H110V174ZM109 174V175H108ZM114 174H117L118 176H116V175H114ZM31 175V174H30ZM30 175H29V177H30ZM34 177V179H36V176L35 175H31V177ZM30 177V178H31ZM32 177V178H33ZM46 177V176H45ZM114 177H112L113 179H114ZM31 178V179H32ZM119 178H118V180H119ZM34 179H32L33 181H34ZM103 179V178H102ZM115 179H116V181H115ZM113 181L110 179V182L107 180V179H105V177H104V182H105V184H107L108 183V185L109 184H111V185H113L115 182H119L120 184H121V182H125V181H123V179H121L122 181L120 182V181H118L117 180V178H115ZM125 180H127L126 178H125ZM108 181V182H107ZM115 181V182H114ZM114 182V183H113ZM113 183V184H112ZM119 183H115L117 186H119L120 184ZM85 184V185H84ZM91 183H89V181H87V182H85V183H83V185L81 184L79 187H76V190H75V193L73 194V195H79V198H81L83 201L85 200V202H89V201H92L94 198L95 199H97L96 197H92V199H91V197H90V189H89V185H90ZM104 183H103V185L102 186H105L106 187V189H104V187L102 188V190H101V193L102 194H104L106 191H107V189H108V191H110L111 192V190L113 189V188H115V184L113 185L114 187L111 189V187H110V185L107 187L106 185H105ZM142 187H143V185H142ZM141 187V189H138V190H141L140 192L142 193V194H144L142 191H145V190H147L146 189V186H144L143 188ZM110 188V189H109ZM116 189V188H115ZM114 189V191H113V193L117 190L118 191V189H116L115 190ZM103 191H104V193H103ZM116 191V194H113L114 196L116 195V196H119V192H121V193H123L122 192V190H119V192H117ZM124 191V190H123ZM137 191V190H136ZM20 192V191H19ZM125 192V191H124ZM127 192V191H126ZM125 192V193H126ZM137 192H139V191H137ZM139 192V193H140ZM21 193V192H20ZM120 193V194H121ZM125 193H123L124 195H125ZM86 194V195H85ZM85 195V196H84ZM87 195H88V197L90 198V200L88 199V197H87ZM112 195V196H113ZM45 197H47V198H49V195H44ZM84 197H85V199H84ZM86 199H88V200H86ZM94 199V200H95ZM123 199V198H122ZM74 200V199H73ZM81 200V201H82ZM124 200V199H123ZM122 201V200H121ZM120 200L118 201V205L117 206H119L120 208H121V206H122V208H124L126 205H125V200H124V205H123V201L121 202ZM119 203H120V205H119ZM122 203V204H121ZM20 203L18 202V203H16V204H10L9 206H7V205H3V204H0V218H5V217H12L13 218V221L14 222H17V224L19 225V230L23 233V234H28V235H31V233H29L28 231V229L26 228V226H27V223H26V220H28V219H30L31 217H37L38 219H40L41 221H42V223H47L46 221L47 220H49V218H48V216L46 215V214H42L40 211H38L36 208L35 209H32L30 206H27V211H28V214L26 215V213H24V212H22L24 209H22L20 206ZM118 207V208H119ZM141 210H143V209H141ZM179 211H181L182 210V207L180 206L179 207V209H178ZM139 212V211H138ZM138 212H136V213H128V215L129 216H127V217H130V219H128V218H125V219H122L123 218V216H125L126 214H123V216H122V221H128V220H130L131 221V223H133L132 221H134L135 222V220H136V222H138L139 221V223L138 224H141L142 223V221H144L145 222V220H144V217H143V219L142 218H140V220H139V217H142L143 215L142 214H139L138 215ZM152 214V213H151ZM151 214H148V216L149 215H151ZM139 216V217H138ZM128 219V220H127ZM146 219V218H145ZM1 220V219H0ZM138 220V221H137ZM148 220V219H147ZM154 220V219H153ZM153 220H151V221H153ZM164 220V219H163ZM165 220L167 221V219L165 218ZM165 221V222H166ZM168 221H170V220H168ZM167 221V222H168ZM226 221L227 222H229L230 223V218L229 217H227L226 216ZM24 222H25V224H24ZM143 222V223H144ZM162 222H164V221H162ZM166 222V223H167ZM164 224V223H163ZM163 224H159V225H161V226H159V227H156L155 228V230L157 229V228H160V227H162V225ZM168 224V223H167ZM167 224H165V225H163V226H166ZM231 224V223H230ZM133 225H135L134 223H133ZM136 225H137V223H136ZM144 227L146 228V231H148L149 229H148V227H146L145 226V224H144ZM67 228V227H66ZM69 228V227H68ZM71 228V227H70ZM73 228V230H70L69 229V233L71 232V234H73V233H75V231H77L78 230V228H77V230H75L74 228L75 227H72ZM71 228V229H72ZM68 230V229H67ZM75 230V231H74ZM31 231H34V229H31ZM80 231V230H79ZM156 232H158V231H156ZM16 233V232H15ZM15 233H13V229L12 228H7L4 224H0V238H12V243H11V245H13L14 247H12L11 246V248H10V253H11V251L12 252H14V251H18L19 250V252L21 251V248L24 246L23 245V243H22V241H21V239H19L18 237H16V235H15ZM185 234V233H184ZM183 234V238L181 239L180 238V236H182V234H179L178 236H176V238H175V240L173 239V242H175V243H173V242H171V243H173V245H175L176 243V246L174 247L173 245H171V243H170V248H169V245H167L168 246V250H171V251H169V252H172V250H174V249H177L176 251L174 250L172 253H169L168 255H169V257H173V255H175L174 257H175V259L177 260V259H179V260H177V262H176V264H196V260L198 259V257L197 256H199L200 257V255L199 254H197V259H196V257L192 254L191 255V253H190V250H188L189 251V253H188V251H187V249H185L184 250V245H186V243L185 244H183L184 242H187L188 241V236H186V234L184 235ZM14 235V236H13ZM76 235L77 234H73V235H71V239H72V241L73 242H75L76 241ZM74 236V237H73ZM78 237V236H77ZM178 237V238H177ZM186 237V238H185ZM10 238V239H11ZM181 239V241L182 242H180V240H178V239ZM203 238V237H202ZM75 239V240H74ZM154 238H152L150 241H152ZM185 239H187L186 241H183V240H185ZM200 240L202 241V239L200 238ZM71 241V242H72ZM178 242H180L179 244L180 245H178ZM239 243H238V240H235L234 242H233V244H230L227 248L224 246V247H221V248H219L218 246H217V249H216V247H215V249L212 251L213 253H210L211 254V256L207 259V260H205L202 264H214L215 262H222V263H230V262H232L233 260H234V263L235 264H264V255L262 254L263 252H264V240L263 241H261V240H257L254 244H252V251H253V248L256 250H260V252H257L256 251V253L255 254H253L252 253V251H249V253H247V255H246V258H239V259H233V258H231L230 257V255H229V252L233 249V247H235V246H237ZM183 246V247H180V246ZM6 246V249H9V247L10 246H8V244H6L5 245ZM177 246H179V247H177ZM174 247V248H173ZM177 247V248H176ZM225 248V249H224ZM2 248L0 247V256H2V255H4V254H6V251L5 252H2L1 253V250ZM53 250L55 251L56 250V248L54 249L53 248ZM179 250V251H178ZM182 250V251H181ZM185 252H184V251ZM202 251V253H203V250H200V252ZM181 252H182V254H181ZM183 252H184V254H183ZM262 252V253H261ZM166 253V252H165ZM167 253H168V251H167ZM166 253V254H167ZM179 253V254H178ZM187 255H186V254ZM197 253H199V252H197ZM165 254V255H166ZM172 254V255H171ZM179 255H180V257H179ZM186 256V257H185ZM190 256V257H189ZM173 257V258H174ZM17 260H19V257H14L13 258V262H17V264H21V263H23V264H25V263H27L25 260H23V259H21V261L19 262V261H17ZM28 263H30V262H28ZM31 264V263H30ZM32 264H34V263H32Z\"/></svg>",
	"mask_w": 264,
	"mask_h": 264
}]
</instances>
